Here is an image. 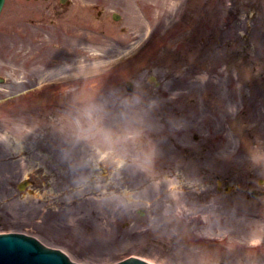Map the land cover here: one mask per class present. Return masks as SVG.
Listing matches in <instances>:
<instances>
[{
  "label": "rangeland",
  "instance_id": "obj_1",
  "mask_svg": "<svg viewBox=\"0 0 264 264\" xmlns=\"http://www.w3.org/2000/svg\"><path fill=\"white\" fill-rule=\"evenodd\" d=\"M58 4L5 0L0 15V98L67 80L0 105V231L85 264H264V0ZM54 161L67 174H42ZM48 182L77 199L54 209L52 238Z\"/></svg>",
  "mask_w": 264,
  "mask_h": 264
},
{
  "label": "water",
  "instance_id": "obj_2",
  "mask_svg": "<svg viewBox=\"0 0 264 264\" xmlns=\"http://www.w3.org/2000/svg\"><path fill=\"white\" fill-rule=\"evenodd\" d=\"M3 0H0V8ZM151 262V261H150ZM154 264V262H152ZM0 264H75L57 250L44 247L35 239L20 234L0 235ZM116 264H148L128 258Z\"/></svg>",
  "mask_w": 264,
  "mask_h": 264
}]
</instances>
